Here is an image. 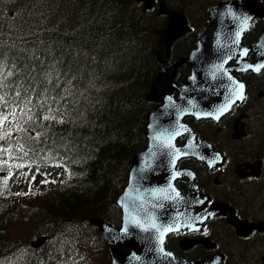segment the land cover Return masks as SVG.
Masks as SVG:
<instances>
[{
    "label": "trees",
    "instance_id": "16d2710c",
    "mask_svg": "<svg viewBox=\"0 0 264 264\" xmlns=\"http://www.w3.org/2000/svg\"><path fill=\"white\" fill-rule=\"evenodd\" d=\"M162 1L191 27L172 46L179 58L218 0ZM163 24L156 9L135 0H0V111H8L0 171L63 173L51 189L29 192L0 176L1 261L109 264L106 244L90 241L97 230L82 218L117 220L114 201L144 146L146 94L158 67L154 32ZM258 24L245 42L255 39ZM245 79L264 91V69ZM256 104L264 116V97ZM41 234L45 243L30 247Z\"/></svg>",
    "mask_w": 264,
    "mask_h": 264
},
{
    "label": "water",
    "instance_id": "95a60500",
    "mask_svg": "<svg viewBox=\"0 0 264 264\" xmlns=\"http://www.w3.org/2000/svg\"><path fill=\"white\" fill-rule=\"evenodd\" d=\"M135 1L141 2L144 9L156 7L166 17L165 25L155 31L154 53L159 67L147 94V101L158 104L146 116L145 146L134 154L126 184L115 201L121 213L119 226L113 227L101 218L87 220L98 228L107 243L110 264H220L218 260L188 261L164 247L168 233L193 230L201 223L195 212L199 200L180 195L174 184L176 178H181L193 190V175L187 169H175V165L185 156L208 165L215 163L210 144H195L194 132L183 119H218L242 100L236 98L237 85L244 86V97L245 82L239 74L259 73L264 68V23L255 42H242L252 22L264 18V0H220L209 9L196 32L194 48L178 60H170V49L189 30L186 16L169 9L163 1ZM243 52L246 54L242 55ZM249 53L254 55L253 61L247 58ZM183 64L188 65L190 74L178 84L174 77ZM173 90L177 97L171 95ZM226 104L230 106L222 111ZM244 116L241 113L234 121V138L244 135ZM181 135L185 143L177 145L176 139ZM44 239L41 237L38 243Z\"/></svg>",
    "mask_w": 264,
    "mask_h": 264
},
{
    "label": "flooded vegetation",
    "instance_id": "af4514ba",
    "mask_svg": "<svg viewBox=\"0 0 264 264\" xmlns=\"http://www.w3.org/2000/svg\"><path fill=\"white\" fill-rule=\"evenodd\" d=\"M238 112L223 116L217 123L192 120L197 140H206L220 151L221 162L217 158L208 167L187 157L177 163L178 168L195 174L203 199L196 211L206 209L209 213V208H216L196 230L167 237L166 247L187 259L198 261L217 255L215 259L220 256L221 264H263L264 157L258 151L262 150L260 145L252 141L247 121L246 134L232 139L233 118ZM177 142L182 144L183 137ZM176 185L182 194L189 192L184 180L177 179ZM252 255L255 257L249 259Z\"/></svg>",
    "mask_w": 264,
    "mask_h": 264
},
{
    "label": "rangeland",
    "instance_id": "374dc122",
    "mask_svg": "<svg viewBox=\"0 0 264 264\" xmlns=\"http://www.w3.org/2000/svg\"><path fill=\"white\" fill-rule=\"evenodd\" d=\"M187 72L188 71H185V70L179 71L180 75L187 74ZM176 81L179 82L180 77L176 78ZM256 91L257 89L255 90L253 89L250 91V98L248 102L246 103L247 108L248 107L249 109L253 108V111H250L251 116L248 120V124L250 126L249 130H250V135H252V141L264 147V116L259 115L261 111V108H259L260 104H256V100H254V95L256 94ZM152 106L153 104H151V107ZM257 107H258V110H256ZM7 113H8L7 110L0 111V125H2V127L6 125L7 121L6 120L3 121L2 119L4 118H2L1 116ZM258 151L264 157V150L262 149ZM60 177H61L60 171L54 168L41 169L39 171L34 170V169H29V170L21 169L18 173L11 175L7 179L9 181L8 183L13 189L19 190V191H27V190L32 189L34 186L39 185L41 183V180H45L47 182H54L55 180H58ZM116 214L118 215L119 212L117 211ZM90 238H91L90 241H93L97 245L100 242H102L100 236L97 239L95 235H91ZM254 257L255 256L252 255L251 257H248V258L250 259ZM0 264H8V263H6V261H0Z\"/></svg>",
    "mask_w": 264,
    "mask_h": 264
},
{
    "label": "snow or ice",
    "instance_id": "6c2138e0",
    "mask_svg": "<svg viewBox=\"0 0 264 264\" xmlns=\"http://www.w3.org/2000/svg\"><path fill=\"white\" fill-rule=\"evenodd\" d=\"M239 36H240V33L238 32L237 33V42L239 40ZM241 54L242 55L246 54V52H243ZM256 70H259V69L257 68ZM243 87H244L243 85H237V90H236V93H235L237 99H243V95H242ZM229 106H230V104H226L225 108L222 111H226Z\"/></svg>",
    "mask_w": 264,
    "mask_h": 264
},
{
    "label": "bare ground",
    "instance_id": "6f19581e",
    "mask_svg": "<svg viewBox=\"0 0 264 264\" xmlns=\"http://www.w3.org/2000/svg\"><path fill=\"white\" fill-rule=\"evenodd\" d=\"M262 70H263V69H262ZM262 70H261V71H262ZM261 71H260V72H261ZM260 72H259V73H260Z\"/></svg>",
    "mask_w": 264,
    "mask_h": 264
}]
</instances>
